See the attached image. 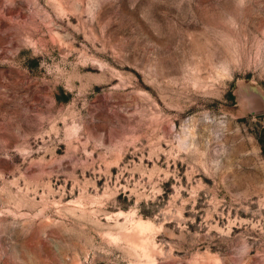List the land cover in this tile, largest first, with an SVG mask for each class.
<instances>
[{"label":"rangeland","instance_id":"374dc122","mask_svg":"<svg viewBox=\"0 0 264 264\" xmlns=\"http://www.w3.org/2000/svg\"><path fill=\"white\" fill-rule=\"evenodd\" d=\"M0 264H264V0H0Z\"/></svg>","mask_w":264,"mask_h":264}]
</instances>
